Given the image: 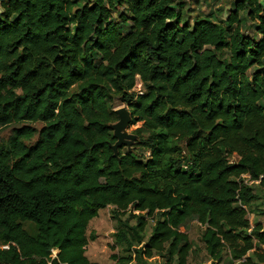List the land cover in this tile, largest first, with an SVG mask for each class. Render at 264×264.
<instances>
[{
  "label": "trees",
  "instance_id": "obj_1",
  "mask_svg": "<svg viewBox=\"0 0 264 264\" xmlns=\"http://www.w3.org/2000/svg\"><path fill=\"white\" fill-rule=\"evenodd\" d=\"M186 2L0 0V128L22 124L0 146V264H100L87 228L110 205L136 219L118 217L115 264H188L189 220L211 264H264L243 178L264 189V0L193 25ZM116 98L142 122L119 157Z\"/></svg>",
  "mask_w": 264,
  "mask_h": 264
},
{
  "label": "rangeland",
  "instance_id": "obj_2",
  "mask_svg": "<svg viewBox=\"0 0 264 264\" xmlns=\"http://www.w3.org/2000/svg\"><path fill=\"white\" fill-rule=\"evenodd\" d=\"M233 1L234 0H187L184 18L187 19L191 25H193L197 16H207L211 13V11H216L218 13V18L221 19L229 12ZM243 31L246 34L256 35L257 38L260 37L259 34H256V31L253 28L252 20H249L247 24H244ZM139 87H142L143 90V86H141L140 79L138 78L135 88L138 90ZM113 105L115 108L119 106H127V104L121 101L120 98H116ZM24 123L31 124L38 130L44 125L42 122ZM16 125L21 126L22 124L13 123L0 128V146L8 141L9 137L12 135L13 128ZM141 125L142 122L130 125L129 131L134 132V130ZM37 138L38 135H36L30 142H35ZM126 148L127 146L124 147V152ZM137 153L142 154L143 150L139 148L137 149ZM231 159L236 161L238 157L234 154L231 156ZM251 184L253 185L254 191L258 197L252 202L250 206L251 211L249 212L248 217L252 226L260 223L264 230V189L258 185L257 181ZM133 213H138V211H134ZM118 217L123 220L128 219L131 223L136 222L135 218L130 217L129 211L124 215L115 216L114 206L111 205L100 209L98 216L90 221L87 228L89 244L87 245L86 254L92 261H97L100 264H115V261L112 259L113 254L117 253L119 255H128L130 253L124 244L117 243L115 240L114 233L117 231L119 226ZM148 220L147 237L151 234L152 227L155 223L154 218H149ZM25 227L32 234L37 232V228L32 222H25ZM180 229L188 234L193 245V249L188 257V264H211L212 259L208 255L206 244L202 239L205 227L196 220H189L187 223L182 225ZM261 248L264 250V245H262ZM150 261H152L151 264H166V258L160 255L152 257ZM229 262L230 251L228 250L224 254V261L217 262L215 264H241V261H235L234 263Z\"/></svg>",
  "mask_w": 264,
  "mask_h": 264
},
{
  "label": "water",
  "instance_id": "obj_3",
  "mask_svg": "<svg viewBox=\"0 0 264 264\" xmlns=\"http://www.w3.org/2000/svg\"><path fill=\"white\" fill-rule=\"evenodd\" d=\"M119 119L110 124L113 130L114 137L116 138L115 143L111 144L114 150V155L119 157V149L123 146H127L130 150L132 145L138 139V135L134 132L129 131L132 120V111L127 106H119L115 108Z\"/></svg>",
  "mask_w": 264,
  "mask_h": 264
},
{
  "label": "built area",
  "instance_id": "obj_4",
  "mask_svg": "<svg viewBox=\"0 0 264 264\" xmlns=\"http://www.w3.org/2000/svg\"><path fill=\"white\" fill-rule=\"evenodd\" d=\"M140 84L142 86V82L141 81H140ZM134 90H136L139 93H142V87H139L138 90L135 88ZM243 178L245 179V182H249L250 184L253 183V182H255L253 180H249V175L248 174H244L243 175ZM257 182H259V181H257ZM3 247H8V245H4Z\"/></svg>",
  "mask_w": 264,
  "mask_h": 264
}]
</instances>
